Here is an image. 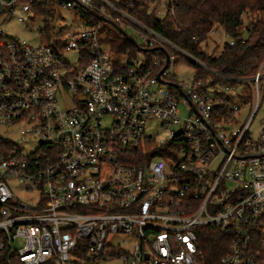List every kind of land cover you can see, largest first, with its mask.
<instances>
[{"label": "built area", "instance_id": "built-area-1", "mask_svg": "<svg viewBox=\"0 0 264 264\" xmlns=\"http://www.w3.org/2000/svg\"><path fill=\"white\" fill-rule=\"evenodd\" d=\"M134 1L53 0L85 20L38 45L1 25L47 0L2 1L0 262L203 264L197 231L219 227L230 233L220 264H264V60L251 76L221 75L138 21ZM178 4L145 8L162 20ZM101 24L152 51L101 48L116 45ZM171 51L194 67L186 82Z\"/></svg>", "mask_w": 264, "mask_h": 264}, {"label": "trees", "instance_id": "trees-1", "mask_svg": "<svg viewBox=\"0 0 264 264\" xmlns=\"http://www.w3.org/2000/svg\"><path fill=\"white\" fill-rule=\"evenodd\" d=\"M148 2L134 1L133 16L213 71L224 76H251L264 60V19H247L245 22L242 19L245 14L264 15V0H179L174 14H167L162 20L147 13L145 5ZM34 8L35 12H46L45 3ZM86 17L91 18L88 14ZM216 23L230 38L218 56L209 55L202 48L207 34ZM117 48L122 52L125 48L136 50L129 42H123ZM145 58L147 62L150 60L148 55ZM197 236L203 264H220L228 250L229 231L219 227L200 228ZM14 262L17 261L4 254L0 264Z\"/></svg>", "mask_w": 264, "mask_h": 264}, {"label": "rangeland", "instance_id": "rangeland-1", "mask_svg": "<svg viewBox=\"0 0 264 264\" xmlns=\"http://www.w3.org/2000/svg\"><path fill=\"white\" fill-rule=\"evenodd\" d=\"M39 1V0H38ZM3 6V5H2ZM38 6V5H37ZM35 6V7H37ZM46 12L44 14L35 12L34 9V17L32 20L18 23L15 18L9 17L7 18L1 25L2 31L7 37L17 38L21 41L26 42L29 45H38L39 43H50L53 39L59 36V32L61 29H66L70 27L81 26L84 23L85 16H83L80 10L76 9H64L62 7L55 6L53 4V0H47L46 4ZM161 13L165 14V7L161 5ZM3 16V7L0 6V19ZM243 21H247V19H264V15L262 13H254V14H245L242 17ZM243 22V23H244ZM103 29L106 30L109 38L107 42H113L115 46H109L108 44H102L101 48H108L110 50H114L117 45L124 42V37L122 35H117L109 25L101 24ZM122 28H124L125 32L134 36L136 40L139 39L135 36L132 28L129 26L127 22H123ZM230 38H228L222 27L219 24L214 25V33L207 34V40L202 44V48L206 51L207 54H213L218 56L223 49V46L226 42H229ZM130 51L131 56L139 59L143 56L142 54L137 52V50H132L130 48H125ZM172 56H174V60L171 62V72L173 75L177 76L178 81L186 82L189 77H191L194 72V67L189 63V59L185 58L181 54L175 53L171 51ZM66 60L76 65L77 56L75 52H68L66 54ZM22 124H16L13 127L12 134L10 135L11 139L15 142H18V134L19 129L22 127ZM257 124H253L252 131H256ZM32 149V146L27 148V151ZM125 239V236L118 235L109 238V241H114L115 243L121 244ZM17 247H20V244H16ZM97 264H122L120 259L114 260H102Z\"/></svg>", "mask_w": 264, "mask_h": 264}, {"label": "water", "instance_id": "water-1", "mask_svg": "<svg viewBox=\"0 0 264 264\" xmlns=\"http://www.w3.org/2000/svg\"><path fill=\"white\" fill-rule=\"evenodd\" d=\"M91 14L94 16V17H96V18H98L99 20H101V21H103V22H105V20L103 19V18H101V17H99V16H97L96 14H94L93 12H91ZM116 30L127 40V41H129L134 47H135V49L138 51V52H140V53H149V52H151L152 50H147V49H143V48H141L140 46H139V44L133 39V38H131L130 36H128L122 29H120V28H117L116 27ZM159 50H162V51H164L163 49H161V48H158ZM156 50V49H155Z\"/></svg>", "mask_w": 264, "mask_h": 264}, {"label": "crops", "instance_id": "crops-1", "mask_svg": "<svg viewBox=\"0 0 264 264\" xmlns=\"http://www.w3.org/2000/svg\"><path fill=\"white\" fill-rule=\"evenodd\" d=\"M0 6L2 7V0H0Z\"/></svg>", "mask_w": 264, "mask_h": 264}]
</instances>
